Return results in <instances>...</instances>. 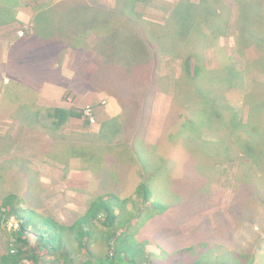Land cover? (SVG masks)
Here are the masks:
<instances>
[{
	"label": "rangeland",
	"instance_id": "1",
	"mask_svg": "<svg viewBox=\"0 0 264 264\" xmlns=\"http://www.w3.org/2000/svg\"><path fill=\"white\" fill-rule=\"evenodd\" d=\"M184 1L41 0L40 4L52 3L57 10L44 13L45 23L36 29L37 42L32 47L27 39L21 44L30 53L38 74L46 54L40 58L37 43L51 48L56 37L63 45L70 32L99 23L104 29L119 28L108 42L111 48H125L123 40L128 31L146 43L142 21L156 33L170 31L177 25L174 11ZM225 1V14L231 15L233 27L220 36L211 30L213 34L206 40L212 41L203 51L205 65L213 68L224 63L232 70L242 67L239 76L247 79L244 88L234 89L225 100L231 89L220 90L218 82H210L206 91L198 93L181 81L178 84L188 50L179 57L163 50L156 53L159 87L153 83L152 87L133 91L118 81L108 83L121 105L105 87L98 90L90 83L94 91L89 90L83 78H75L74 87L72 84L69 89L48 83L41 89L51 91L47 92L51 99H45L41 107L83 112L95 106V122L91 123L84 113L82 119H70L52 129L34 124L36 120L29 121L28 117L22 118L26 122L22 123L14 110L0 113V186L17 188L7 180L15 171L23 172L29 184L25 192L37 197L35 207L69 223L95 198L108 193L127 197L139 184L146 183L152 200L167 210L143 226L138 218L131 231L139 242H158L160 249L145 247L158 264H194L197 260L203 264H264V108L252 109L257 103L252 98L264 97V41L260 40L264 36V9H260L264 0L254 6L242 0ZM6 5L11 7L10 0H0V14L5 15ZM37 6L27 0L18 8L19 20L16 17L11 34V29L0 32L2 56L6 54V37L28 34ZM257 14L262 20L255 21ZM0 27H8L1 18ZM190 35H186V45L198 36ZM106 45L99 40L88 52L79 50V59H88L83 69L97 71L100 63L107 62ZM108 51L113 53V49ZM66 54L67 49L55 65L60 67L61 76L71 69V55ZM113 74L114 80L126 76L124 67ZM32 100L38 105V94L32 93ZM231 107L245 124L238 129ZM218 111L224 114L221 121L214 115ZM7 139L11 143L8 153ZM4 160L11 161L12 170L7 173ZM20 186L25 188L23 183Z\"/></svg>",
	"mask_w": 264,
	"mask_h": 264
},
{
	"label": "trees",
	"instance_id": "2",
	"mask_svg": "<svg viewBox=\"0 0 264 264\" xmlns=\"http://www.w3.org/2000/svg\"><path fill=\"white\" fill-rule=\"evenodd\" d=\"M26 1L10 0L11 7L6 5L5 15L0 14L3 24L12 27L16 22L18 8L23 6ZM260 1L242 0V3L254 6L258 5ZM33 2L38 4L36 8L39 7L36 11L34 25L26 36L20 37L21 40L14 41L10 52V58L12 55L20 62L17 64L20 69L25 63L28 65L25 64L27 66H24V69H27L29 64L36 67L34 63L32 64L30 60L32 57L24 50L21 41H26V39L30 43L35 41L36 29L45 23L44 13L57 10L51 6L52 3L40 4L41 0H33ZM5 4L7 3L5 2L4 6ZM227 6L225 0H201L199 3L188 0L184 3L181 2L174 11L175 24L177 23V25L173 29L162 32L158 30L159 32L156 33L154 28L152 30L147 28V26H151L149 23L142 21L146 43L137 39L136 33L128 31L123 40L125 48L115 46L111 48L108 44L116 26L112 29H108L107 26L104 29L103 25H92L95 33L89 38L92 40L93 46L102 39L103 43L107 44L105 54L108 52L109 57L106 63H100L97 66V71L100 73L94 71L90 76H86L82 72L78 73V76L85 79L87 85L93 84L95 89L103 90L104 87L109 89V95L120 104V100L113 94L108 83L118 81L126 90L133 91L147 89L154 85L159 87V78L155 74L156 65H154L157 55L163 50L171 56L179 57L180 53H187L186 50H188V53L184 54L182 62L184 75L179 78L178 84L181 81L182 85L188 86L198 93L202 89L206 91L210 87V82H218L220 90L231 89L227 92L225 99L227 100L231 91L242 89L246 85L245 75L239 76V73L244 69L237 66L232 70L226 67L227 65L224 66V63L208 68L205 65L203 54L206 45L212 41V39L209 42L206 40L210 34H213L212 29L217 31L216 35L218 36L226 35L232 29L231 15L225 14ZM260 9H264V4ZM129 12L130 14L134 13L133 11ZM255 16V21L262 20L260 14ZM188 33L191 35L197 33L198 36H194V41L186 45L184 41ZM251 34L253 35L254 32ZM260 40L264 41V36ZM37 45L40 58L43 53L49 57L55 53L53 46L49 48L42 43H37ZM68 46L70 47H67L69 52H79L81 49L72 39L68 40ZM188 46L192 49H188ZM194 48L198 51H195ZM108 49H113V53ZM217 49L219 52L222 51L221 48ZM119 50L122 51L121 54H118ZM88 51L89 49H87ZM122 67L126 72L125 78L112 79L115 76L113 72L120 71ZM214 68L219 70L215 72ZM251 75L252 73L248 74V76ZM180 87L177 89L179 90ZM91 91H94L93 87ZM32 93V90L26 89L12 80L4 90V103L0 110L7 112L14 110L17 119L22 123H26L22 118L28 117L29 121L36 120L34 124L52 129L62 127L70 119H82L84 115L82 111L75 108L40 107L32 100ZM252 99L257 102L252 109L255 110V107L264 108V97H257V99L253 97ZM94 107L91 109L93 110ZM16 109H19L17 110L18 114ZM230 112L237 129L241 125H245L242 124L241 116L234 112L233 107ZM214 115L218 121L223 120L222 112H215ZM6 144L8 145L6 153H8L11 147L10 139L6 140ZM5 162L7 173L9 169L12 170L9 163L11 161L4 160ZM23 174L21 171H15V175L7 180L17 188L6 190L0 186V264H158L145 249L147 245L158 249V242H139L135 238V233L131 231L137 224L138 218L142 219L140 224L143 226L167 210V207L152 200V192L146 183L139 184L134 193L127 197H120L115 193L101 195L92 200L87 209L73 222L66 223L40 212L35 207L37 197L25 192L28 190L29 184L26 185V178ZM20 183L25 184V188H22ZM22 194H25L27 198ZM129 206H131V210H127ZM194 264L203 263L197 260Z\"/></svg>",
	"mask_w": 264,
	"mask_h": 264
},
{
	"label": "crops",
	"instance_id": "3",
	"mask_svg": "<svg viewBox=\"0 0 264 264\" xmlns=\"http://www.w3.org/2000/svg\"><path fill=\"white\" fill-rule=\"evenodd\" d=\"M17 17L19 20L18 15H17ZM18 20H16V21H18ZM78 21L81 22V20H78ZM31 25H34V23L32 22ZM78 25H81V24H78ZM78 25H76V26L79 27ZM100 25H101V23H99V26ZM7 29H11L10 32H8V34L10 35L12 32V27H0V32H4ZM108 29H109V26H108ZM115 31H119V28L117 26H116ZM94 33L95 32H93V26L90 28H83L82 30H76L74 32H70V34H67V41L63 45L58 44L57 43L58 38L54 37L55 39L53 41L52 46L55 50V53L51 57L46 55V60L44 61L45 63H44L43 69L38 74L35 73V70H36L35 66H33V65L30 66V64H29L27 69L26 68L24 69V66H27V65L22 66V68L20 69V67L17 65L20 62L12 55L10 58V52H11L12 46L14 45V41H16L17 39L21 40V38L18 35H17L18 38L14 35L15 39L12 37H10V39H9L6 37V39H5L6 42L4 43V44H7V49L5 48L6 54H5V56H2L0 54V102H2V100H3V94H4L5 88L10 85V82H12V80L14 82L24 86V88L32 90L34 94L35 93H36V95L38 94V106L44 107V105H42V103H44L45 99L50 100L51 97H49V95L47 94V92L49 90H47V92L43 91L41 89V87L44 88V86L49 83L48 85L52 84L53 86H57V87L64 88V89H69L70 88L69 86H72V84L74 87L75 78L82 79L80 76H78V73L83 72V73H85L86 76L87 75L90 76L92 73H94V71L91 69H86L85 66H84L85 69H83V65L87 64L88 59L86 56L84 59H79V57H78L79 52H75V51L69 52L67 50L66 55H68V57H69V55H71L69 58L70 63H71V69L66 72V75H64V73L62 72L63 76H61L60 67H56L55 65H58V63L61 62L60 56H62L63 51H65L67 49V47L70 48L68 46V40L72 39L85 52H87V49L90 50L93 46V42L89 38V36L93 35ZM13 34H15V33H13ZM100 40H102V39H100ZM35 41L37 42V40H35ZM35 41L31 42L29 45L32 47V44L36 43ZM24 50H26L28 52L27 48L25 49V47H24ZM47 59H49L50 61H48ZM46 63L49 66H47ZM96 73H100V72L96 71ZM84 81H85V85L88 87V89L92 90V86L87 85L85 79H84ZM61 90H63V89H60L59 93H61ZM39 92H41V93H39ZM49 92L52 94L51 91H49ZM53 93L57 94L58 91L53 90ZM24 104H26V103H24ZM61 108L66 109V107H61ZM2 112L3 111L0 110V113H2Z\"/></svg>",
	"mask_w": 264,
	"mask_h": 264
},
{
	"label": "bare ground",
	"instance_id": "4",
	"mask_svg": "<svg viewBox=\"0 0 264 264\" xmlns=\"http://www.w3.org/2000/svg\"><path fill=\"white\" fill-rule=\"evenodd\" d=\"M85 111L89 113V120L91 121V123L95 122V118H96L95 115L92 114L91 111L88 109L84 110L83 113H85ZM93 112H94V110H93Z\"/></svg>",
	"mask_w": 264,
	"mask_h": 264
},
{
	"label": "built area",
	"instance_id": "5",
	"mask_svg": "<svg viewBox=\"0 0 264 264\" xmlns=\"http://www.w3.org/2000/svg\"><path fill=\"white\" fill-rule=\"evenodd\" d=\"M22 35H23V32L21 33V36H22ZM86 109L90 110L91 113L93 114V110H92L91 108H86ZM85 113L89 116V113H88V112L85 111Z\"/></svg>",
	"mask_w": 264,
	"mask_h": 264
}]
</instances>
